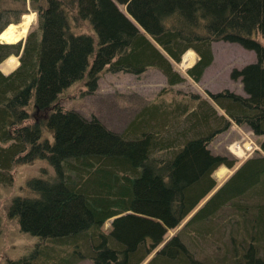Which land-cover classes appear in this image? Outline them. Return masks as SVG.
Instances as JSON below:
<instances>
[{
    "label": "trees",
    "instance_id": "obj_1",
    "mask_svg": "<svg viewBox=\"0 0 264 264\" xmlns=\"http://www.w3.org/2000/svg\"><path fill=\"white\" fill-rule=\"evenodd\" d=\"M30 10L38 25L23 45L0 41V62L20 55L12 72L0 70V180L21 163L50 167L8 207L37 241L5 264H142L163 243L146 264H214L197 258L177 227L206 240L227 212L241 224L239 240L231 233L241 248L236 264H264V156L245 160L212 192L214 171L237 162L209 148L232 122L264 134V0H0V32ZM218 40L256 53L231 73L245 95L174 90L186 75L201 79ZM188 49L198 59L184 75L176 64ZM149 68L167 85L122 132L61 104L76 81L92 93L104 71ZM169 93L179 98L170 102Z\"/></svg>",
    "mask_w": 264,
    "mask_h": 264
},
{
    "label": "rangeland",
    "instance_id": "obj_2",
    "mask_svg": "<svg viewBox=\"0 0 264 264\" xmlns=\"http://www.w3.org/2000/svg\"><path fill=\"white\" fill-rule=\"evenodd\" d=\"M120 8L125 10L124 6L120 5ZM26 15L33 16V20L29 21L28 32L38 25V16L37 13L33 11ZM26 15H24V17L21 15L18 24L11 23L3 31L7 30L11 25H19L23 21H26ZM27 32L23 35L24 32L22 31V27L19 26L17 32H15L16 34L6 39H0L4 42L13 44L20 42L24 43L28 34ZM261 40L264 41L262 37ZM20 50H22V47ZM212 50L215 59L212 64L207 67L204 75L198 81L193 80L185 73L186 69L197 60V54L191 49L185 52L182 62L177 63L176 66L178 70L186 75V78L184 81L173 85V89L187 92L193 91L206 95V90L218 91L223 88H229L245 95L241 80L239 78H233L231 73L234 68L240 69L244 65L255 61V51L245 48L238 42L224 40L213 41ZM187 55L189 56L188 58L186 57ZM12 56H15L17 59V64L11 69L3 67L4 62ZM19 60V55L11 53L1 62V71L3 73L11 72L18 66ZM166 85L167 81L165 75L156 68H149L140 75L126 71H104L98 80L94 92L85 93L88 84L85 83L84 79L76 81L66 89L61 96V104L66 108L80 112L83 116L88 118L96 115L106 126L122 132L127 128V125L132 122L141 107L148 101L154 99ZM177 97L175 93H169L167 100L172 102L179 98ZM186 101H188L186 98L182 99V102ZM220 112L222 111L220 110ZM241 131L243 133L242 135L234 134L235 131L233 129L220 132V136H218L213 143V150L215 152L226 153L229 157L236 158L239 163L243 161L244 159L242 158H245V156L247 157L249 153L242 155L241 158L235 156L229 149L231 146L230 143L234 141L233 138L242 141L246 136H250L258 142L259 138L263 135H253L254 132L246 128H242ZM254 153L255 152L252 154ZM43 166L50 167L44 160L14 165L13 169L10 171L11 175L6 174L3 181L0 180V264H5L8 259H17L28 254L36 244L37 238L21 230L18 219L8 215V207L15 195L28 194L26 189L27 181L34 176L42 174L41 167ZM218 171L220 170L214 173L215 177H217ZM48 173H50V171ZM222 174L220 176H222ZM229 175L230 172L227 171L226 174L222 176V179L217 178L218 183L223 182ZM229 214L230 212H227L222 218L215 220V234L206 240L189 233V226L182 227V224L180 227H177V230L183 240H185V243L194 251L197 258L214 264H236V260L240 257L241 248L235 251L238 247H236L237 244L233 242L234 240H232L231 236L232 234H236L238 239L240 235L238 229L241 224L239 225L236 221V213L232 212L230 217ZM251 215L254 217L253 214ZM112 221L111 218L103 224V230L105 232L110 231ZM192 222L190 224H192ZM175 231L176 230L173 229L168 231L167 239L172 237ZM163 244H160L153 253L149 254L142 264H146L155 256L156 251L160 250ZM75 264L94 263L90 259H81Z\"/></svg>",
    "mask_w": 264,
    "mask_h": 264
},
{
    "label": "bare ground",
    "instance_id": "obj_3",
    "mask_svg": "<svg viewBox=\"0 0 264 264\" xmlns=\"http://www.w3.org/2000/svg\"><path fill=\"white\" fill-rule=\"evenodd\" d=\"M25 18L27 19L26 21H23L21 24L19 25H11L7 30L2 31L0 33V38L6 39L14 34H16L15 32H17L19 26L22 27V31L24 32L23 35L25 34V32H27L28 26H29V21L33 20V16L32 15H26ZM22 35V36H23ZM187 58L189 57L188 55L186 56ZM17 64V59L15 58V56L10 57L7 61L4 62L3 67H7L8 69L13 68L15 65ZM222 172H220V174H222Z\"/></svg>",
    "mask_w": 264,
    "mask_h": 264
},
{
    "label": "crops",
    "instance_id": "obj_4",
    "mask_svg": "<svg viewBox=\"0 0 264 264\" xmlns=\"http://www.w3.org/2000/svg\"><path fill=\"white\" fill-rule=\"evenodd\" d=\"M242 128H246V129L250 130L249 127H247V126H239V125H235V124L231 125V127H230L228 130L233 129V130L235 131L234 134L242 135V134H243L242 131H241ZM239 131H240V132H239ZM262 138H263V136H261V137L259 138V140H261ZM233 139H235V138H233ZM219 170H220V171H218V173H217V177H218V178H221L224 174H226L227 168L222 167V168L219 169ZM222 171H223V174H222V176H220V175H221L220 172H222ZM230 172H231V171H230Z\"/></svg>",
    "mask_w": 264,
    "mask_h": 264
}]
</instances>
